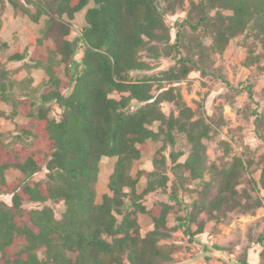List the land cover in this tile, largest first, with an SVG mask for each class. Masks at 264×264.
Wrapping results in <instances>:
<instances>
[{"label": "trees", "instance_id": "1", "mask_svg": "<svg viewBox=\"0 0 264 264\" xmlns=\"http://www.w3.org/2000/svg\"><path fill=\"white\" fill-rule=\"evenodd\" d=\"M26 2H39L42 11L32 15L22 3L10 0L15 16H28L35 23L44 14L50 17L43 40L60 57L65 78L50 77L40 106L31 98L12 103L14 115L27 122L17 125L14 145L0 140V195L12 196L11 205L0 202V264H174L178 248L164 241L172 239L178 227L195 238L205 233L209 221L220 223L231 212L246 213L263 205L247 189H239L248 172L243 159L235 158L229 167L209 163L203 140L211 137V127L202 118L195 120L182 94L174 87L153 93V82L163 87L164 82H182L194 70L207 74L200 65L207 47L191 40L188 57H180L160 78L134 80L131 74L151 70L142 60L143 52L157 59L179 48L187 25L209 32L214 52H223L233 40L249 34L264 46V0H202L200 4L191 0L187 17L175 24L176 43L165 50L160 46H169L172 40L167 18L183 10L186 0H53L49 8L40 0ZM211 9L232 14L218 12L212 17ZM84 10L87 25L77 61L72 22ZM23 59L17 53L10 60ZM218 77L231 87L222 75ZM245 90L253 100V85ZM115 93L118 99L112 97ZM8 100L7 87L1 85L0 104ZM164 102L174 104L179 115L167 116ZM52 104L61 110L60 120L51 116ZM176 132L186 136L191 151L184 162H180L183 153L171 154V177L165 151L168 144L175 145ZM160 140L163 145L154 155L153 170L133 174L136 163L149 153V142ZM103 158L116 162L109 193L98 203L96 185ZM44 169L47 180L36 181ZM10 170L20 174L14 183L6 179ZM143 178L147 186L140 193ZM261 186L264 189V169ZM193 190L196 198L187 203ZM157 192L168 201L148 207L146 197ZM48 202L65 203L61 219L44 205ZM30 203L43 207L28 210L25 206ZM202 214L207 219H200ZM142 215L153 226L145 235ZM172 216H177L179 225L171 226ZM259 243L264 260V235ZM234 264L250 263L245 255Z\"/></svg>", "mask_w": 264, "mask_h": 264}, {"label": "rangeland", "instance_id": "2", "mask_svg": "<svg viewBox=\"0 0 264 264\" xmlns=\"http://www.w3.org/2000/svg\"><path fill=\"white\" fill-rule=\"evenodd\" d=\"M22 3L27 10L36 15L42 11L40 3H27L28 0H15ZM32 1V0H29ZM200 4L202 0H194ZM43 4L51 6L53 0H40ZM191 0H186L183 10H179L176 15L167 18V23L171 28L172 40L167 45L160 48L165 50L176 43V34L179 28L176 22H182L190 10ZM90 4L89 7H92ZM165 7V4L163 3ZM218 12L228 16L232 13L221 9L209 10L210 16H215ZM86 10L77 14L72 22L71 39L79 48L77 61L82 57L81 36L85 28ZM196 20L197 12H194ZM0 86L5 85L8 90V102L0 104V140L5 144H15L18 140L17 125L24 124L27 119L23 116H15L12 103L24 98H31L40 106V96L49 86V79L52 76L65 78L64 66L60 62V57L56 54L52 44L43 40V32L49 21L48 15H43L38 23L33 22L30 17H17L10 0H0ZM184 39L179 48L173 49L169 54H161L157 59L149 58L147 52H143L142 60L148 63L151 70L146 72H132L134 80L145 77H158L162 73L177 65L180 57L189 55V42L196 40L202 43L209 50L205 62L200 65L207 71L202 74L197 70L180 83L164 82L154 83L153 93L158 95L162 91L174 87L179 91L184 101L195 112V120L202 118L211 127L209 139L203 142L207 147V154L210 164L218 167H229L235 158L245 161L248 169L244 177L243 184L239 187L242 191L247 189L254 199L263 201L259 208L249 212L234 211L220 223L209 221L205 233L195 238H190L184 229L178 227L173 233L172 239L164 241L168 245L178 248L175 255L174 264H234L235 261L243 259L247 255L250 264H264L261 259L263 251L259 238L264 235V189L261 186V178L264 169V46L253 35L240 36L232 41L223 52H214L212 46L214 39L212 35L200 28L198 31L192 30L187 25L183 29ZM195 51V50H194ZM198 51V50H197ZM24 56L22 61L10 60L15 54ZM254 58H251V55ZM195 60L199 55L194 56ZM81 72V67H79ZM218 75H222L231 87L221 80ZM253 85L254 99L251 100L249 93L245 90L248 85ZM68 96L70 91H66ZM112 97L119 98L118 94ZM51 116L56 120L61 119V110L58 105H51ZM136 106L133 107V110ZM162 110L167 116L179 115L176 106L169 102L162 104ZM157 131V125L152 126ZM176 143L174 146L168 144L165 154L168 158V170L172 167L170 156L174 153H183L180 162H184L191 151V146L182 133L176 132ZM150 151L136 163L133 174L139 170L152 171L155 153L162 147L163 141H150ZM116 159L103 158L101 162V172L96 185L97 202H102L104 194L109 193L108 183L110 175L113 173ZM169 175L172 177L170 170ZM48 171L44 169L35 176L36 181L47 180ZM19 172L10 170L6 179L9 183H14L19 177ZM172 182L169 183V190ZM147 186V179L143 178L138 186L141 193ZM195 190L192 196L186 197V202L196 198ZM11 195H0V202L11 205ZM168 198L161 192L150 194L146 197L145 203L151 207L156 202H167ZM54 209L58 219L66 209L65 203L48 202L44 204ZM41 204L30 203L26 209L42 208ZM184 216L185 212L179 213ZM177 216L171 217V226L179 225L176 222ZM200 219H207L205 214ZM142 233L145 235L153 229L151 221L146 216H140ZM197 227L194 226V230ZM214 247L223 249L217 250ZM41 255V254H40ZM42 256V255H41Z\"/></svg>", "mask_w": 264, "mask_h": 264}]
</instances>
